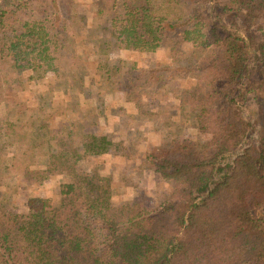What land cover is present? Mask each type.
Here are the masks:
<instances>
[{
	"label": "trees",
	"instance_id": "16d2710c",
	"mask_svg": "<svg viewBox=\"0 0 264 264\" xmlns=\"http://www.w3.org/2000/svg\"><path fill=\"white\" fill-rule=\"evenodd\" d=\"M75 8L76 0H0V104L51 73L47 97L7 105L0 190L11 178L36 188L66 180L55 207L38 197L16 210L0 205V264H264V131L240 107L250 95L264 102V0H121L111 26L91 23L103 58L92 70L67 39L86 29ZM118 38L148 64L118 57ZM65 76L100 100L106 87L124 92L139 115L147 92L178 86L173 95L211 138L147 154L173 184L157 208L115 207L109 177L97 165L82 169L122 145L93 109L72 120L77 107L50 98Z\"/></svg>",
	"mask_w": 264,
	"mask_h": 264
},
{
	"label": "rangeland",
	"instance_id": "374dc122",
	"mask_svg": "<svg viewBox=\"0 0 264 264\" xmlns=\"http://www.w3.org/2000/svg\"><path fill=\"white\" fill-rule=\"evenodd\" d=\"M121 0H76L75 10L87 18L86 29L79 33L68 34V42L72 50L91 68L103 58L99 56L97 39L102 34L91 29V23L111 26L114 20L115 5ZM95 25V26H96ZM233 26L236 31L241 28L239 23ZM244 34L243 31H239ZM116 54L123 60L136 62L145 67L151 58L125 50L123 40L117 39ZM252 55V53H251ZM28 58L27 56H25ZM51 82V73L44 71L40 82L32 83L18 89L17 92H7L3 103L0 104V123L4 131L10 135V125L7 120V105L15 100L38 96L45 93ZM63 85L56 88V103H68L77 107L76 115L83 118L91 117V110L99 119V125L111 133L113 141L122 145L120 155L105 156L93 163H83V170H91L94 165L99 171L108 176L113 184V204L120 207L131 201L143 203L147 210L157 208L172 191L173 184L161 178L148 163L146 156L156 148L170 147L182 142L185 138L206 144L211 136L201 133L195 117L187 106H181L172 92L178 88L174 84L171 90H151L144 95L148 113L139 115L134 107L126 102V94L120 90L106 87L101 100L90 94L77 92L72 80L65 76ZM178 84V83H177ZM55 90V91H56ZM79 103V104H78ZM244 116L254 123L257 134L264 131V102L257 96L250 95L246 102L240 104ZM80 112L81 115L78 113ZM84 116V117H83ZM74 118V119H73ZM80 119V120H81ZM62 119L54 120L58 129ZM78 120V119H76ZM79 121V120H78ZM91 121V120H90ZM64 123H68L65 121ZM53 124V125H54ZM66 180L56 178L40 188L24 186L19 180L8 179L0 190L3 198L0 205L11 209H20L29 197L41 198L47 206H57L60 203L61 192Z\"/></svg>",
	"mask_w": 264,
	"mask_h": 264
}]
</instances>
